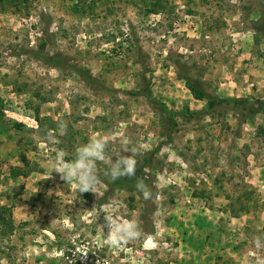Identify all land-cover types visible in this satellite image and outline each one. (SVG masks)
Returning <instances> with one entry per match:
<instances>
[{
	"label": "rangeland",
	"instance_id": "obj_1",
	"mask_svg": "<svg viewBox=\"0 0 264 264\" xmlns=\"http://www.w3.org/2000/svg\"><path fill=\"white\" fill-rule=\"evenodd\" d=\"M92 138L150 199L51 174ZM0 264H264V0H0Z\"/></svg>",
	"mask_w": 264,
	"mask_h": 264
},
{
	"label": "clouds",
	"instance_id": "obj_2",
	"mask_svg": "<svg viewBox=\"0 0 264 264\" xmlns=\"http://www.w3.org/2000/svg\"><path fill=\"white\" fill-rule=\"evenodd\" d=\"M58 127L65 129L66 124L61 122ZM106 146L103 138H92L87 144L75 150L74 159L69 162L65 161L63 150L57 151L52 159L51 174L56 172L62 180L68 183L74 182L79 193H95L96 188L102 182L100 174L97 172L98 161L106 165L103 176L111 182L122 177H134L136 175L135 155L137 149H131L132 155L118 156L115 160H111L105 155ZM136 189L143 194L145 200L151 198L152 193L143 180H137ZM104 226L108 229L107 243L115 248L137 239L140 235L139 225L134 221L106 216ZM255 245L257 248L261 247V241L257 239Z\"/></svg>",
	"mask_w": 264,
	"mask_h": 264
},
{
	"label": "trees",
	"instance_id": "obj_3",
	"mask_svg": "<svg viewBox=\"0 0 264 264\" xmlns=\"http://www.w3.org/2000/svg\"><path fill=\"white\" fill-rule=\"evenodd\" d=\"M56 65V64H55ZM74 71L77 74H84L83 71L79 68H74ZM205 97V96H203ZM152 102L154 100H151ZM155 102V101H154ZM153 102V103H154ZM246 101L243 99H228V98H218V99H213V98H207V104L206 106L200 110V111H192V112H188L189 115H199V116H207L209 115L214 107L216 105H221L224 104L226 106H231L233 110H238L239 106L245 104ZM165 111H167L165 108H163ZM142 174V170H139L138 172H136V175L134 177H122L119 180L115 181V182H111L109 180L106 181V184L109 188L111 189H125L128 192L131 193H137L139 194L141 197H143V194L138 192L136 189V182L137 180H143L141 176ZM144 183L147 185L148 189L151 188V185L149 183H147V181H144Z\"/></svg>",
	"mask_w": 264,
	"mask_h": 264
}]
</instances>
